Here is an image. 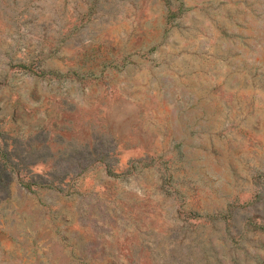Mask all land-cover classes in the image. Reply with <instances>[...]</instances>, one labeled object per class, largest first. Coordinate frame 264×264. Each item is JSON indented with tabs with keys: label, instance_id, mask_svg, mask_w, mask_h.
Wrapping results in <instances>:
<instances>
[{
	"label": "rangeland",
	"instance_id": "rangeland-1",
	"mask_svg": "<svg viewBox=\"0 0 264 264\" xmlns=\"http://www.w3.org/2000/svg\"><path fill=\"white\" fill-rule=\"evenodd\" d=\"M0 264H264V0H0Z\"/></svg>",
	"mask_w": 264,
	"mask_h": 264
}]
</instances>
